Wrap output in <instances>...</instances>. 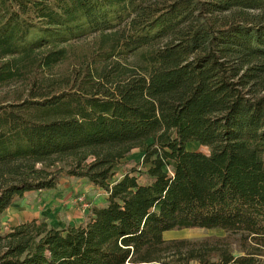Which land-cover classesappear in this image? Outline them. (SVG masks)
Wrapping results in <instances>:
<instances>
[{"label":"trees","instance_id":"obj_1","mask_svg":"<svg viewBox=\"0 0 264 264\" xmlns=\"http://www.w3.org/2000/svg\"><path fill=\"white\" fill-rule=\"evenodd\" d=\"M12 83L27 91L0 103V216L64 178L107 203L79 227L0 232V264L264 263V0H0ZM140 147L146 168L124 169ZM183 230L226 236L165 239Z\"/></svg>","mask_w":264,"mask_h":264},{"label":"rangeland","instance_id":"obj_2","mask_svg":"<svg viewBox=\"0 0 264 264\" xmlns=\"http://www.w3.org/2000/svg\"><path fill=\"white\" fill-rule=\"evenodd\" d=\"M100 41V36L95 35L72 44L69 48L71 51L70 60L55 69L53 72L54 78L66 75L70 68H75L82 60L87 61L88 55L96 50ZM26 91V86L19 83L0 87V103L7 102L6 104H11L17 100V97L24 95ZM189 149L209 155L207 148L197 144L190 145ZM145 153L146 147L134 149L123 160L124 169L128 170L131 167L145 169ZM122 173L121 171L120 175ZM106 199V193L89 183L88 180L76 177L64 178L56 190H47L42 193H26L20 201L12 205L5 214L0 216V232L7 233L14 227L33 220H45L56 229H64L71 226L79 227L90 221L93 208L106 205ZM225 236L226 233L221 230H183L168 232L165 239L167 241L187 240L199 242Z\"/></svg>","mask_w":264,"mask_h":264},{"label":"crops","instance_id":"obj_3","mask_svg":"<svg viewBox=\"0 0 264 264\" xmlns=\"http://www.w3.org/2000/svg\"><path fill=\"white\" fill-rule=\"evenodd\" d=\"M166 234H168V233H166ZM166 234H165V236H166ZM190 264H200V263H198V262H196V261H193V262H191Z\"/></svg>","mask_w":264,"mask_h":264}]
</instances>
